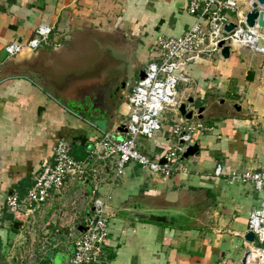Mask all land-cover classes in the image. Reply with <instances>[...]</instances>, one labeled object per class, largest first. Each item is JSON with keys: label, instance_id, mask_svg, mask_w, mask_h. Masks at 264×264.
Masks as SVG:
<instances>
[{"label": "crops", "instance_id": "crops-1", "mask_svg": "<svg viewBox=\"0 0 264 264\" xmlns=\"http://www.w3.org/2000/svg\"><path fill=\"white\" fill-rule=\"evenodd\" d=\"M188 7L189 0H0V264H67L73 252L67 232L56 233L53 227L51 242L33 240L25 231L29 221L8 211L6 197L27 193L52 161L60 139L74 158L85 159L105 132L119 127L139 79L102 83L108 72L99 71L92 77L103 81L86 79L92 83L73 97V92L52 83L57 76L50 72L66 82L64 75L94 60L80 57L76 62L70 48L76 43L97 47L80 41L92 34H119L121 41L112 46L115 43L118 53L128 52L137 74L153 61L155 39L181 36L195 23ZM240 9L249 10L243 4ZM43 24L54 28L49 43L36 52L8 54V44L26 43ZM139 54L145 66L137 61ZM250 70L255 71L253 81L246 80ZM186 73L189 81L179 97H193L196 108L205 106L208 119L201 122L209 130L194 135L192 145L199 144V154L184 158L186 171L170 177L129 164L125 174L115 178L114 163H108L100 195L111 215L110 233L98 264H241L251 248L245 239L248 218L261 195L252 183L229 179L233 173L264 171V54L235 49L228 59L221 54L204 56ZM78 100L84 103L80 113L67 103ZM166 122L156 137L140 138L147 155L154 157L175 144L172 122ZM218 164L223 166L222 176L215 174ZM54 198L37 211L36 224L48 223L55 214L61 222L58 212L65 202L66 219L80 222L91 208L92 183H74L64 197ZM133 209L174 214V224L133 218Z\"/></svg>", "mask_w": 264, "mask_h": 264}, {"label": "built area", "instance_id": "built-area-1", "mask_svg": "<svg viewBox=\"0 0 264 264\" xmlns=\"http://www.w3.org/2000/svg\"><path fill=\"white\" fill-rule=\"evenodd\" d=\"M252 3V0H189V13L196 16V21L181 36H159L155 40V56L144 69L145 78L136 81L128 96V112L119 125L124 127V131L117 127L105 132L82 160L74 158L67 142L60 139L54 146L52 161L44 166L27 193L11 192L7 195L8 211L22 214L29 221L25 230L27 235L43 244L51 242V238L54 240L53 227L56 233L66 231L73 243L67 264L101 262L111 220L106 200L100 195L108 163H114L112 174L115 178L123 176L129 164L141 165L164 177L186 171L182 165L184 153L193 144L195 132L209 128L201 121H190L179 114L178 108L186 100L179 97L178 85L189 81L186 70L192 63L204 56L220 55L222 48L219 44L222 41L231 47V51L240 49L264 54V27L259 26L258 20L254 27L247 25ZM242 4L249 10L241 11ZM259 9L264 12V5ZM231 23L235 25L234 30L226 32L225 27ZM53 30L52 26L40 25L33 38L26 43H10L6 51L10 56L20 55L25 49L36 52L50 42ZM166 112L176 115L170 119L175 144L151 157L141 150L140 138L152 139L159 135L166 124ZM215 174L223 175L221 164L216 166ZM229 180L231 183H252L261 195L260 205L250 211L248 218V232L255 235L248 251L259 253L258 259L253 261L249 257L252 264H264V171L233 173ZM87 182L92 183L93 198L89 213L80 222L66 219L69 212H66L65 202V208L58 212L61 222L55 214L56 217L48 223L36 224L35 214L44 205L54 197H64L74 183Z\"/></svg>", "mask_w": 264, "mask_h": 264}, {"label": "rangeland", "instance_id": "rangeland-1", "mask_svg": "<svg viewBox=\"0 0 264 264\" xmlns=\"http://www.w3.org/2000/svg\"><path fill=\"white\" fill-rule=\"evenodd\" d=\"M92 35L90 37L86 36V37L82 38V40H80V38H79L78 40H80L82 42L90 41L94 45H97V47L95 46L93 49H91V48H86L85 45H80V44L78 45V43H76L77 47L69 49V51H71L69 53H72V55L77 58V59L74 58V59H76L75 60L76 62L80 61V59H81L80 57H82V58L88 57L89 59H94V60H92L91 64H89L87 67H83L81 70H79L78 67L73 68V70L70 74L64 75V77L65 76L68 77L66 79V82L63 81L61 75L56 74L53 71L50 72L52 75L57 76L52 80V83L57 85V87L61 91H66L67 93L69 92V94L73 92V94H72L73 97L76 96L77 92H79V91L82 92V88L84 86H87V84L92 83L91 81L90 82L85 81L86 79H91V78L93 79L92 76H95V74H97L102 68H106L107 66H114V64L116 62H118V60H119V62L121 61L123 64L121 66H120L121 62L118 64V66H120V67H118V69H120V71H118L117 74H115L113 77H111L112 79L113 78H119V80L122 81V79L126 77L125 80H127V82L130 84V83L134 82L135 77H138L139 71L137 74H135L136 71L133 68V62L131 60V57L128 56V52L118 53V51H117L118 49H117V47H115V43L112 46V42H116V44H119V41H121V36L119 34L114 35V36L105 35V36L99 37V38H96L95 36H92ZM122 37L126 38L125 36H122ZM155 40L152 43L153 44L152 51H154ZM137 61L140 64H143L144 66L147 63V62H145V57L140 55V54H139V57L137 58ZM106 71L107 70H104L103 72H106ZM103 72L101 71V73H103ZM107 75H109V74H107ZM93 80H94L95 84H98V83L100 84L103 81L101 79L100 80L93 79ZM113 81H115V80H113ZM184 85H185L184 82H181L178 85V88H177L178 93L182 90ZM131 87H132V84L129 86V88L127 90H125V92H124L125 96L128 95V93L131 90ZM90 98L91 97L89 96V99ZM230 101H231V99H230ZM67 103H68L69 107H71L77 113L84 111V103H82L80 100H78L77 102L67 101ZM198 103L200 104L201 102L199 101ZM196 105H198V104L196 103ZM228 106L231 107V105H228ZM231 109L235 110L233 107H231ZM165 116H166V120H170L171 119L170 117H172L171 113L166 114ZM124 118H126V116ZM202 121L206 122V121H208V119L204 118Z\"/></svg>", "mask_w": 264, "mask_h": 264}, {"label": "water", "instance_id": "water-1", "mask_svg": "<svg viewBox=\"0 0 264 264\" xmlns=\"http://www.w3.org/2000/svg\"><path fill=\"white\" fill-rule=\"evenodd\" d=\"M252 10L247 14V25L250 27H254L257 20L260 27H264V12L259 9V6L264 5V0H252ZM235 28V25L233 23L227 25L225 27L226 32H231ZM224 36H227V33L224 34ZM219 46L222 48V56L225 59H228L232 55L231 47L229 45H225V42L222 41ZM121 62V61H120ZM119 60L114 64V66H107L106 68H102L101 71L107 70L108 74L105 77V81L102 83H105L107 81H111L115 74H117L120 69V67L123 63L121 62L120 66L118 64L120 63ZM112 64V63H111ZM138 78L143 79L145 78V71L141 70L138 73ZM255 79V71H248L246 80L247 81H253ZM196 101L193 97H190L186 101H183L181 105L178 108L179 114L184 117L187 120L190 121H202L204 119V112L206 110L205 106L196 108ZM237 110H240V107L237 105L235 106ZM120 131H124V127H119ZM200 147L199 144L192 145L188 148V150L184 153V158H189L192 156H196L199 154ZM164 162V161H163ZM130 216L133 218H137L140 220H149L156 223H163V224H174L172 218L175 217L174 214L171 213H155V212H143V211H136L135 209L130 211ZM15 228H18V224L15 225ZM245 239L248 242H254L255 241V235L253 232H248L245 235ZM251 256V252L247 251L241 261V264H252L249 261V257Z\"/></svg>", "mask_w": 264, "mask_h": 264}, {"label": "bare ground", "instance_id": "bare-ground-1", "mask_svg": "<svg viewBox=\"0 0 264 264\" xmlns=\"http://www.w3.org/2000/svg\"><path fill=\"white\" fill-rule=\"evenodd\" d=\"M234 45L237 47L238 44L237 43H234ZM259 257V253L256 252L255 250H253V252L251 253V256H250V261H253L255 259H258Z\"/></svg>", "mask_w": 264, "mask_h": 264}, {"label": "flooded vegetation", "instance_id": "flooded-vegetation-1", "mask_svg": "<svg viewBox=\"0 0 264 264\" xmlns=\"http://www.w3.org/2000/svg\"><path fill=\"white\" fill-rule=\"evenodd\" d=\"M135 84V83H134ZM134 86V85H133Z\"/></svg>", "mask_w": 264, "mask_h": 264}]
</instances>
